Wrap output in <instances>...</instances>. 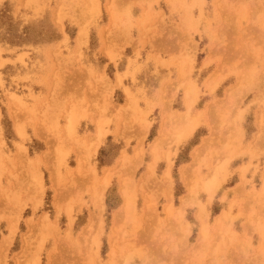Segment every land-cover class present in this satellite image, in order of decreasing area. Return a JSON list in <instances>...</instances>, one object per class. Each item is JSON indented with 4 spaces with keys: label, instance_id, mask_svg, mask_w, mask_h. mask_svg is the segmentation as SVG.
Here are the masks:
<instances>
[{
    "label": "rangeland",
    "instance_id": "1",
    "mask_svg": "<svg viewBox=\"0 0 264 264\" xmlns=\"http://www.w3.org/2000/svg\"><path fill=\"white\" fill-rule=\"evenodd\" d=\"M29 1L24 0V4L19 5V0H0V46L3 47L1 50L3 62H0V77L2 79L0 110L2 112L1 124L2 127L3 124L5 126L6 138L12 136L13 128L9 119L13 116H8L7 107L3 106L6 105L7 91L9 93L11 90L5 89L6 74L3 75V71L4 73L14 71L12 65L15 64L10 60V57L18 54L19 50L17 48L9 49L8 42L21 46L23 43L25 45L28 40H35L41 45L53 38H62V35L65 40L66 37L68 40L60 46L52 48L51 51L55 52L58 57L68 59L69 67L74 71L78 69L77 72H80L78 76L73 74L74 78L67 76L65 80L68 81L64 82L63 91L71 89L73 80H77L78 89H81L79 92L85 94L90 101L93 98L101 102V107L106 112V119H111L109 122L111 129L107 130L104 142L97 152L95 150L86 152L85 136L94 130V122L86 123L88 118L82 117L84 122L79 125L77 133L70 136L66 126L59 122V119L62 122L63 118H59L58 127L54 126L53 128L46 120L51 113L49 110H54L52 107H49L48 111H44L45 104L42 100L39 103H34L33 96H25L27 99L25 105L27 109L25 110L30 113L35 111L36 127L41 126L50 134L49 139L37 136L34 142L31 141L28 134L24 143L28 146L29 156L37 155L36 152L43 147L40 144L47 141H50L56 148L65 145L70 149V153L66 158H60L66 163V167L61 170L63 174L60 176L59 186L56 189L52 187L48 171L44 168L46 191L42 197L39 195L41 190L35 184H28L25 187L27 189L24 188L21 191L19 199L16 198L8 190L14 189L9 181V171L4 174V177L2 173L0 177V264L17 263L15 256L21 250L23 237L27 233L30 236L28 248L31 253L24 259V264L31 260L30 256H34L32 252L35 250H39L37 255L39 264H48L50 254L57 260V264H107L109 251L107 236L112 229L113 213L123 201L119 187L125 180L129 186L132 185L135 188V203L120 223L117 235V260L111 264H264V199H262L264 192L259 196L256 195L260 190H257L255 183V171L248 180L246 174L249 169L243 170L242 181L240 178L238 181V177L234 175L235 171L239 170L235 167L236 162L242 159L246 152H249L251 159L260 154L257 151L251 153L240 150L242 145L240 141L245 142L254 137L257 134L259 122L264 125V91L260 94L257 93V89L262 87L261 82L264 80V40L258 38V28L264 30V0H232L231 10H226L225 13L222 10L223 0H196L194 7L193 3L189 6L194 12L180 15L182 17L179 16L182 12L176 9L172 0H128L124 7L118 10L117 15L119 24L123 25L122 22L126 19L124 10L128 6L132 8V17L128 19V31H114V47L101 44L102 41H108V38L102 36L100 32L108 27L112 16L108 5H105L107 0H100L102 10L100 13L90 15L93 17L89 19L87 43L80 49V52L74 51L77 23L73 21L69 24L65 33L55 20L59 13H63L66 15L63 18L67 24L69 23V17H72L70 11L78 10L76 5H73L72 8L69 6L70 1L74 4V0ZM241 2H243L242 7ZM215 7L220 9L218 14L213 11ZM178 16L184 21V27L187 28L188 25V28L183 32H178L176 28V24L181 21ZM223 22H226L228 26L226 35L229 44L227 47L229 50L235 49L237 52L243 51L239 48L243 46L242 42H245L246 38L248 39L251 28L252 38L256 42V47L251 53L255 52L257 57L250 58L251 66L248 70L252 71L254 76L256 73V80L252 79L253 84L248 81L246 87L254 89L250 92L247 89L237 92L229 103L232 109L219 108V117L209 119V112H207L198 121L195 131L190 130V121L183 125L177 122L170 124L169 134L166 135L163 144L155 154L156 165L154 169H151V165H149L152 161L150 158L152 155L151 144L158 134L161 121L165 119L164 114L170 119L169 111L163 107L164 104L175 100L173 103L174 112L179 113V110L184 112L187 107V97L183 95V91L188 89L194 80L196 83L198 80L200 81L198 94L200 97L198 100L196 98L195 104H193L195 113L201 111L208 102L211 105L222 102L226 91L239 82L235 76L239 78L242 73L221 71L222 76L217 71L218 67L222 66L217 64L218 58H213L211 54L208 55L209 47H204L206 42L216 48H221L218 44L224 45L221 42L224 39V32L221 31ZM180 34L187 37L184 38L187 42L195 39L203 42L200 43L202 46H199V49L196 48L197 50L194 49L192 53L185 49L182 68L177 65L173 73L168 68L167 88H165L167 80L163 79V76H157L155 84L164 83L162 89L165 88L166 95L177 90L178 95H175L174 98L166 96L165 99L163 98L164 104H162L163 102L158 101L156 97L148 96L152 91H159L158 86L152 90L154 87L141 86L139 80L128 78V74L122 73L125 74V77L118 74L121 73L119 71L121 69L128 71L131 64L148 62L151 59V57H147L148 60L143 58V54H140L141 50L147 52L151 46L159 45L164 49L172 48L171 45L178 41ZM125 35H128L129 43L125 41L128 38H125ZM24 45L21 46V50L26 51V55L32 53L38 56L41 54V48H26ZM99 46L103 48V51L105 48H112L114 58H109L104 52H97ZM134 55L139 57L129 63L128 57ZM169 55L170 53L165 56L168 58ZM196 56L198 57L196 58ZM239 60H241L240 56L234 60V66L240 64ZM124 61H127V66L123 64ZM177 68H180L179 72L176 70ZM194 70L202 76L194 78ZM183 72L184 75H182ZM216 73L218 75H214ZM173 74H178V79L172 78ZM120 76L124 81L126 79L132 81L135 88L131 91L133 94H137L138 108L126 110L122 107L125 104L124 91L126 92V90L124 86H119L113 81L116 77L119 79ZM7 78L10 77L7 75ZM171 83L174 84L171 85ZM101 100H105L106 103L104 104ZM35 104L37 107L33 108ZM96 108L99 109L97 106ZM208 111L210 110L208 109ZM217 112V108L212 110V113ZM241 115H243L242 120H240ZM28 116L30 117V115ZM50 116L54 117V114L51 113ZM234 117L237 119L236 122ZM114 118L115 120H113ZM114 121L116 122L112 123ZM149 121L151 127L146 133L142 126H145ZM113 124H116L115 129H112ZM230 129L233 131L235 129V132L240 136L239 143L230 142V136L233 134ZM243 129L245 131L241 134ZM26 130L33 134L31 125H28ZM57 131H60L64 140L58 139ZM205 139L208 147L201 152L200 159L202 158V161L197 166L198 173L194 174V194L184 213L179 214L177 208L180 205L181 196L187 192L185 183L179 177V168L182 164L192 161L194 149L203 145ZM78 140L81 141L77 142ZM138 140H141L144 147L143 156L146 155L141 164L140 157L135 152ZM6 141L10 144L8 139ZM4 146L9 151L7 145L4 144ZM79 151L86 152L85 155L89 156V162H93L98 167V180H101L107 168L110 169L111 166L115 168L102 209L96 208L91 202L90 195L92 193L90 194L87 190L88 186L91 187L92 182L85 179L87 175H81L78 178L74 173L77 168ZM169 163H171L172 187L167 189L169 192L172 189V207L175 209L173 214L165 210L167 198L162 195L166 194L162 184L166 180L165 170L169 167ZM224 171L228 172L227 179L221 184L213 200L208 202L207 189L215 183L214 179L216 178L213 173L221 175ZM148 172L149 181L147 182V178L143 182ZM243 178L246 180V184ZM236 184L241 189L235 195L232 188ZM246 185L249 187L246 188ZM57 191L61 192L59 197L61 205L58 207L60 211L54 202ZM226 193H228L227 196L222 199ZM147 198L153 200L149 207H147ZM230 204L233 205L227 218L222 224L216 225V215L223 208H229ZM95 211L98 217L101 216L104 220L105 229L101 234L99 255L97 254L96 238L87 236V239L79 241L78 246L71 243V238L77 239L82 227L89 220V214L91 215ZM200 212H203L201 218L198 216ZM43 214L49 216L52 223L50 225L57 223L56 230L48 228L43 220L45 217ZM70 216L73 218V223L69 222ZM12 224L17 228L16 237L10 245H3L2 239L9 233L8 230ZM68 229H70L71 235L68 234ZM188 230H190L189 234ZM198 239L200 240L199 245ZM197 245L198 249L194 250L193 248Z\"/></svg>",
    "mask_w": 264,
    "mask_h": 264
},
{
    "label": "bare ground",
    "instance_id": "2",
    "mask_svg": "<svg viewBox=\"0 0 264 264\" xmlns=\"http://www.w3.org/2000/svg\"><path fill=\"white\" fill-rule=\"evenodd\" d=\"M31 1V0H30ZM29 1V2H30ZM128 0H107L106 6L108 5V9L111 14V21L108 25L107 28L103 29L100 34L102 36H106L108 41H102V43L105 44V46H112L114 47L113 43V38L115 36V32L121 30V31H128L127 26H129L128 19H131V9L129 6L124 10V16L126 19L122 22L123 25H120L117 19L118 15V10L121 7H124V4ZM173 4L175 5L176 9L182 12L180 15H186L189 13H193L194 10H192L189 6L191 3H193V7L196 5L194 4L196 0H172ZM203 1V0H201ZM223 11L224 13L226 10H231V1L232 0H223ZM74 4L70 1L71 4L69 6L72 8L73 5H76L78 10L75 9V11H70V14L72 17H69L70 21L67 24L66 20L63 18L66 15H63V13H59L57 18V22L59 25L63 28L62 30L67 32L68 28H66L69 24L76 22L78 25V30H77V35H76V44H75V50L76 52H80V49L86 45L87 43V37H88V30H89V19L93 16L90 15H95L96 13H100L102 8H101V2L100 0H74ZM110 2L109 4H107ZM24 4V0H19V5ZM241 7L243 5V2L240 3ZM264 5V3H263ZM168 6V4H166ZM215 13H219L220 9L218 7H215L213 9ZM186 13V14H185ZM182 17V16H180ZM179 20L180 23L176 24L177 31L183 32L188 28L184 27V21L180 18ZM227 23L223 22L221 24V31L224 32V39L223 41L221 40L224 45L218 44L221 46V48H216V46H213L209 44V42L204 44V47H209L208 49V55L211 54V56L217 57L218 58V65H222L221 67L219 66L217 71H219L222 75L221 71H225L227 73L229 72H235V73H242L241 76L238 78V76H235L239 80L235 85L231 86L226 93H225V98L222 99V102H217L214 103V105H211L210 102H208L206 105H204V108L201 111L198 112H193V104L194 101L199 99V85L200 81L194 80V85L190 84L188 89L183 91V95H185L186 102H187V107L185 111L179 110V113L174 112V105L173 103L175 100H172L166 104L162 101L163 98L165 99L166 96H171L175 97V95H178L177 90L172 91L171 94L165 93V88L168 86V68L171 73L174 72L176 66L178 65L180 68L184 59V51L185 49L190 50L192 53L194 49H199V46H202L198 39H195L194 41L190 40V42L185 41L183 34L179 35L178 41L174 44L171 45L172 48H166L164 47L160 48L161 45L159 46H151L147 52H143L141 50L140 54H143V58L151 57V59L148 62H137L134 64H131L129 67V70L126 71V69H121L119 70L121 73H118L119 75L125 77V74H128V78L136 80H139V85L145 86L146 88H152V90H155L156 87L158 86L159 91L155 90L152 91L151 94H148L150 97H156L158 101L163 102L164 108H166L169 111L170 114V119L164 114L165 119L161 121L158 134L154 138L153 143L151 144V153L150 155L152 161L149 163L151 165V169H154L156 163V155L157 154V149L163 144L164 138L166 135L168 136L169 131H170V124L177 122L179 124H185L190 121L191 128L190 130L195 131V127L198 124V121L202 119L203 116L207 112L208 113V118L213 119L215 117H219V108L220 109H225V110H230L232 109V106L229 104L233 99L234 95L237 92H243L244 89H247L248 92L252 91L254 88H248L246 85L248 84V81H251V84L254 82L252 79L256 80V73L254 76V73L252 71H249L248 69L250 68V58L251 57H257L256 53L252 52L253 49L256 47V42L255 39L252 38V32L250 31L251 28L249 29V37L248 39L246 38L245 42H242V47L239 49H243V51H235V49L229 50L227 45L229 44L228 41V36L226 35L227 32ZM258 38H261L264 40V30L262 28H258ZM261 30L263 32V35L261 33ZM115 31V32H114ZM128 35H125V38H127ZM129 37L125 40L128 43L130 42ZM39 40V39H38ZM68 38L66 37V40L64 39V36L62 35V38H53L50 41H47L41 45H39L38 41L35 40H28L26 44L24 45L26 48H41V54L38 56L33 55L32 53L26 55V51L21 50L22 47L16 43L13 42H8L7 46L9 49L17 48L18 54H16L13 57H10L11 61L15 64L12 67L14 68L13 72L10 73H4L3 75L6 74L5 80V89H11L9 90V93L7 91V94L5 96V103L6 105H3L7 107V114L8 116H13L11 119H9L11 122V126L13 128L12 131V136L6 138V129L3 124H1V116L2 112L0 110V177H3L4 174L9 171L8 174L9 176V181L13 185L14 189H8L11 192V195L15 196L16 198L19 199V195L21 191L24 190V188L28 184L36 185L37 188L41 190L39 193L40 197H42L46 191L45 189V178H44V168L47 169L48 175H49V180L50 183L52 184V187L56 189V187L59 186V180L61 179L60 176L63 174L62 168L66 167V163H64L60 158L62 157H67L69 156L70 149L64 146L61 147H55L50 141L48 142H42L40 145L43 147L39 148L40 150L37 151V155L30 157L29 156V149L28 146L26 145L25 140L28 137V134L30 135V139L32 142H34L35 138L38 136L41 138H48L50 134L46 131L43 130V127L38 126L36 127V121H35V111L30 113L28 110H25L27 99L26 97L33 96V102L34 103H39L41 100L43 104H45V109L44 111H48L49 107H52L54 110H49V112L54 114V117H51L49 113V116L46 118L50 126L53 128L54 126L58 127V119L63 118L64 120L61 122L59 119L60 124H64L66 126V130L69 132V135L72 136L73 134H76L79 128V125L84 122V119L82 117L88 118L86 120V123H91L94 122V130L89 132L86 136L85 139L86 141L84 142V145H86V152L87 151H93L95 152L98 151L99 147L101 144L104 142V138L106 136V133L108 132L107 130H110V124L111 119H106V112L103 111V107H101V102L98 101L97 99H93L90 101L88 98H86L85 94L79 92L81 89H78V82L77 80H73L71 84V89H68L67 91H63L64 82H67L68 80H65L68 77L74 78L73 74L75 76L80 75V72H77L78 69H71L69 67V62L68 59H65L64 57H58L56 56L55 52L51 51V49L60 46L62 43L67 41ZM100 42V41H99ZM186 42V43H183ZM246 43V44H245ZM38 44V45H36ZM42 46V47H41ZM197 46V47H195ZM153 48V49H152ZM193 48V49H192ZM259 48V47H258ZM3 49L2 46H0V62H3V56L1 54V50ZM196 49V50H197ZM83 50V49H82ZM73 51V52H74ZM99 53L104 52L106 56L109 58L113 59L114 58V52L112 48H105V51H103L102 47H98ZM168 53H170L169 57L167 58ZM213 54V55H212ZM187 55H189L187 53ZM259 55V53H258ZM194 56V54H193ZM241 57V60H239L240 64H237L238 66H234V60L237 57ZM139 56L135 55L133 57H128V62L132 63L135 58ZM198 56H196L197 58ZM148 60V59H147ZM187 60V59H186ZM233 62V63H230ZM227 63V64H225ZM124 65H128L127 61L123 62ZM172 68V69H171ZM177 68L176 70L179 72ZM241 70V71H238ZM195 71V70H194ZM194 73V78H198L199 75L202 76V74H199L197 71ZM125 73V74H122ZM7 75L10 78H7ZM174 79H178V74H173ZM184 75V72L182 73ZM218 75V73L214 74ZM83 76V75H82ZM81 76V77H82ZM118 77L119 79H114L113 81L116 82L117 85L124 86V97H125V104L124 109H136L138 108V101L137 100V94L132 93V89L135 88L132 81L129 79L126 82L122 77ZM157 76H163V79L167 80L165 81V88H163L164 83H158L155 84ZM223 76V75H222ZM137 77V78H136ZM234 77V76H233ZM209 81V79H208ZM106 82V81H105ZM0 83L2 84V79L0 77ZM206 83V82H205ZM174 83H171L173 85ZM207 84V83H206ZM178 85V83H176ZM259 85V83H258ZM262 87L257 89V93L260 94L262 91H264V80L261 82ZM8 87V88H7ZM25 87V89H23ZM131 87V88H130ZM196 87V88H195ZM143 87V89H146ZM157 88V89H158ZM256 89V86H255ZM4 91V89H3ZM62 91V92H61ZM256 91V90H255ZM256 93V95H258ZM26 96V97H25ZM11 98V99H10ZM259 98V97H258ZM232 99V100H231ZM231 100V101H230ZM4 101V98H3ZM104 104L106 103L105 100H101ZM90 104H94L91 105ZM39 105V104H37ZM96 106L99 108L97 109ZM37 107L36 104L33 108ZM214 108L218 109L217 113H212V110ZM208 109L210 111H208ZM99 110V111H98ZM22 112V113H19ZM33 114H34V119H33ZM30 115V117L28 116ZM221 115V114H220ZM174 118V119H172ZM235 118V117H234ZM236 119V118H235ZM243 119V115L240 116V120ZM115 120V118L113 119ZM237 119L235 120V122ZM51 122H57V123H51ZM116 121L112 122L115 123ZM28 125H31L33 128V134H30L27 132L26 127ZM116 125V124H114ZM143 129L146 131V133L149 132L150 127H151V122L149 123L146 122L145 126H142ZM238 129V128H236ZM233 131V129H230ZM245 129L241 131V134L244 133ZM190 132V131H189ZM257 134L252 137L249 140H246L245 142L243 140H239V135L237 132H235V129L233 131V134L230 136V142L233 144L241 142V148L240 150H245L250 151H262L264 152V125L263 123L258 124V129L256 130ZM235 134V135H234ZM32 135L34 136V139L32 138ZM5 140H4V138ZM57 136L58 139L64 140L62 134L60 131H57ZM10 141V144L6 140ZM81 140H78L77 142H80ZM139 141V140H138ZM141 140L139 141L138 145L135 148L136 155L140 157V164L142 162V159H145L146 155L143 156V146ZM76 143V142H75ZM4 144L7 145L9 148V151H7L4 147ZM77 144V143H76ZM203 145L197 146L193 153H192V161L190 163L182 164L179 168V177L181 180L185 183V187L187 189L186 194L181 196V202L179 207L177 208V211L179 214L184 213L186 210L187 205H189V202L191 200V197L194 194V184H193V178L194 174L198 173V164L199 162L202 161L201 157V152L204 151L208 146H207V141L206 139L202 143ZM86 152H81L79 151L78 157H77V168L75 170V175L79 178L81 175L85 176L87 175V178L92 182L91 187L88 186V192L92 195L91 196V202L96 208L102 209L104 207L105 203V197H106V191L109 189L110 184H111V179L113 178V174L115 173L113 170L115 168L113 166L110 167V169H106L103 173V176L101 180L97 178L98 176V167L93 164V162H89V156L85 153ZM150 152V151H149ZM54 153L56 154L54 156ZM144 157V158H143ZM200 159V160H199ZM86 171V172H84ZM151 172L153 170H150ZM149 171V172H150ZM149 172L146 173L145 179L143 180L146 181V179L150 176ZM227 171H224L219 175L218 173H213V175H216L214 182L209 189H207V194H208V202H211L214 198V195L218 191L219 187L225 180L227 179ZM166 174V180L163 182V188L164 192L162 195L167 198V204L165 206V210L173 214L175 209L172 207V189L169 190L167 188L172 187V180H171V163H169V167L165 170ZM224 174V175H223ZM98 181H96V180ZM149 181V178L147 179V182ZM242 181V178H241ZM243 181L246 184V180L243 178ZM1 183V179H0ZM238 184V183H237ZM233 186L232 192L239 193L241 187L238 185ZM67 184L65 183V186ZM84 183L82 182V186ZM18 187V188H17ZM27 189V188H25ZM120 194L121 197L123 198L122 204L114 211L113 213V218H112V229L107 236V241L109 244V251H108V259H107V264L115 263L117 260V235L119 234L120 230V223L123 219L124 216H127L128 212L131 210V208L134 206L135 203V193L134 190L135 188L131 185L129 186L128 182H125L120 185ZM264 192V186H262V189L260 192H258L256 195L259 196L260 193ZM228 193L224 194L222 199H225V196H227ZM54 196V202L55 205L59 210L58 207H60V201L59 197L61 195V192L57 191V193ZM233 195V196H235ZM264 199V197L262 198ZM17 200V199H15ZM147 207L153 203V200L150 198H147ZM234 200V199H233ZM20 205V204H19ZM233 204H230L229 208H223L215 217V222L216 225L222 224L225 219L228 216V213L230 212V208L232 207ZM204 207V206H203ZM92 211V209H91ZM203 212H200L198 216L201 218ZM44 215V214H43ZM43 220L46 222L48 225V228L52 230H56L57 228V223L52 224L50 222V218L47 214L44 215ZM69 222L73 223V218L70 216ZM16 226L14 224L10 225L9 227V233L5 235L2 239V244L5 245H10L16 237ZM104 229V220L100 217H98L96 211L93 212L91 215L89 214V220L85 223V225L82 227V231L79 233L77 236V239L71 238V243L78 246L79 241L82 239H87V236H90L91 238H96V248H97V254L99 255V249L101 245V234L103 233ZM190 233V230H188V234ZM68 234H70V229H68ZM204 234V233H203ZM202 234V235H203ZM205 235H207V232H205ZM29 234H25L23 237V246L21 250L18 252L17 256H15L17 263L16 264H24V259L27 258L31 252H29L28 248V239H29ZM4 242V243H3ZM200 240L198 239V245H199ZM197 247H194V250L198 249ZM34 256H30L31 260L26 262L25 264H39L38 262V254L39 250H35L32 252ZM1 261V260H0ZM48 264H57V260L54 259V256L51 254L48 256Z\"/></svg>",
    "mask_w": 264,
    "mask_h": 264
},
{
    "label": "crops",
    "instance_id": "3",
    "mask_svg": "<svg viewBox=\"0 0 264 264\" xmlns=\"http://www.w3.org/2000/svg\"><path fill=\"white\" fill-rule=\"evenodd\" d=\"M115 125H112V129H115ZM37 138V137H36ZM35 138V139H36ZM34 139V137H33ZM260 154H258L257 157L251 159V156L249 152H246L242 159H240L238 162H236L235 167H237L239 170L235 171L234 175L241 179V174L243 170L249 169V171L246 174V179L248 180L251 175H253V172L255 171L256 173V179L255 183L257 184V190L262 189V186L264 184V152L259 151ZM249 185H246V188H248Z\"/></svg>",
    "mask_w": 264,
    "mask_h": 264
}]
</instances>
